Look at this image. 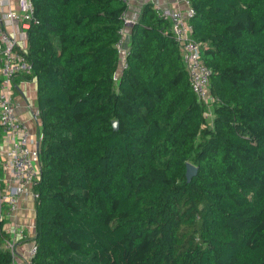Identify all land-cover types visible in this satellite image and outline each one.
Instances as JSON below:
<instances>
[{
	"label": "trees",
	"instance_id": "1",
	"mask_svg": "<svg viewBox=\"0 0 264 264\" xmlns=\"http://www.w3.org/2000/svg\"><path fill=\"white\" fill-rule=\"evenodd\" d=\"M189 2L212 126L152 3L115 84L122 1L33 0L19 76L41 134L32 264H264V0Z\"/></svg>",
	"mask_w": 264,
	"mask_h": 264
},
{
	"label": "built area",
	"instance_id": "2",
	"mask_svg": "<svg viewBox=\"0 0 264 264\" xmlns=\"http://www.w3.org/2000/svg\"><path fill=\"white\" fill-rule=\"evenodd\" d=\"M125 9L121 13V25L115 48L119 53V73L114 76L115 84L121 71L127 67L130 52V29L136 18L126 16L125 10L131 0H121ZM175 7L152 4L157 17L166 20L174 38L181 61L189 76L190 87L196 99L204 107L212 106L216 100L210 85V69L202 58L203 45L192 36V17L195 10L189 0H181ZM38 20L34 15L33 0H0V220L4 222L3 248L11 255V264H32L36 253L34 234L16 220L19 202L36 193L32 185L40 177L38 146L41 134L33 131L17 115L15 105V80L32 71L27 59L28 31ZM26 80V79H24ZM204 110V116L207 117ZM1 170L5 172L3 175ZM9 221L5 227V222ZM20 239L30 240L24 254L18 251Z\"/></svg>",
	"mask_w": 264,
	"mask_h": 264
},
{
	"label": "crops",
	"instance_id": "3",
	"mask_svg": "<svg viewBox=\"0 0 264 264\" xmlns=\"http://www.w3.org/2000/svg\"><path fill=\"white\" fill-rule=\"evenodd\" d=\"M150 2L152 4H160L163 7H175L179 4L181 0H131L130 4L127 6L125 13L126 16L131 18H137L140 14L142 6ZM14 84L15 88V105L17 115L29 126L33 131H37V123H39L38 109L36 104V83L35 80H24L18 77ZM0 139L2 137L0 136ZM1 142V141H0ZM4 175L5 172L1 170ZM34 199L27 195L22 198L19 202L16 220L29 228L30 234L35 233L34 228ZM10 222L7 220L5 222V227L8 226ZM30 244V240L20 239L18 241V251L24 254Z\"/></svg>",
	"mask_w": 264,
	"mask_h": 264
},
{
	"label": "water",
	"instance_id": "4",
	"mask_svg": "<svg viewBox=\"0 0 264 264\" xmlns=\"http://www.w3.org/2000/svg\"><path fill=\"white\" fill-rule=\"evenodd\" d=\"M112 124H113L114 129H116L118 125L117 120H113ZM197 170H198L197 166L193 165L190 162H187L186 171H185V176H186L187 181H189L192 178V176H194L197 173Z\"/></svg>",
	"mask_w": 264,
	"mask_h": 264
},
{
	"label": "rangeland",
	"instance_id": "5",
	"mask_svg": "<svg viewBox=\"0 0 264 264\" xmlns=\"http://www.w3.org/2000/svg\"><path fill=\"white\" fill-rule=\"evenodd\" d=\"M215 106L214 105H209L207 108L205 107V111L207 112V117H206V124L208 126H212L214 117H215ZM28 241V240H26Z\"/></svg>",
	"mask_w": 264,
	"mask_h": 264
}]
</instances>
